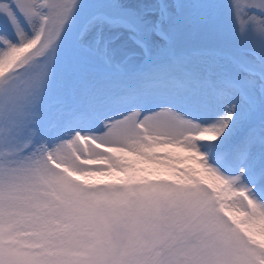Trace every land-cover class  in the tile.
I'll return each instance as SVG.
<instances>
[{"label": "snow or ice", "instance_id": "obj_1", "mask_svg": "<svg viewBox=\"0 0 264 264\" xmlns=\"http://www.w3.org/2000/svg\"><path fill=\"white\" fill-rule=\"evenodd\" d=\"M0 264H264V0H0Z\"/></svg>", "mask_w": 264, "mask_h": 264}]
</instances>
